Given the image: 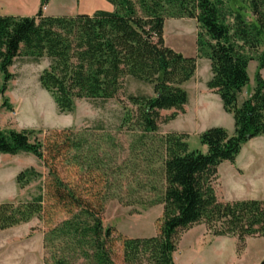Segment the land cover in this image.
Segmentation results:
<instances>
[{"label": "trees", "instance_id": "trees-1", "mask_svg": "<svg viewBox=\"0 0 264 264\" xmlns=\"http://www.w3.org/2000/svg\"><path fill=\"white\" fill-rule=\"evenodd\" d=\"M106 1L113 10L46 15L41 7L31 16L0 14L2 93L18 58L49 60L39 82L61 112L72 111L80 99H115L125 91L127 79L153 91L128 94L130 106L123 102L118 131L129 136L127 149L101 126L53 130L45 140L32 129L0 128V153L30 152L48 170L38 197L0 203V231L33 216L48 217L52 210L64 211L67 217L45 233L50 257L44 264H75L79 259L86 264H118L117 259L124 264H176L181 233L198 224L215 236L237 237L239 250L248 237L264 238V199L221 201L215 189L219 165L234 162L244 143L264 135L260 72L251 94L239 102L250 82L249 62L256 59L264 68V0H242L252 19L226 0ZM182 18L198 24L195 56L165 43L166 20ZM201 57L210 61L207 86L235 125L233 133L218 126L202 132L205 152L191 150L185 132H160L161 124L175 117H164L162 111L183 110L188 103L183 84L195 75ZM40 175L31 168L17 180L25 185ZM109 196L125 205L162 204L157 234L127 237L105 227L102 214Z\"/></svg>", "mask_w": 264, "mask_h": 264}, {"label": "rangeland", "instance_id": "rangeland-1", "mask_svg": "<svg viewBox=\"0 0 264 264\" xmlns=\"http://www.w3.org/2000/svg\"><path fill=\"white\" fill-rule=\"evenodd\" d=\"M104 1L50 0L48 13L65 15L88 12L94 6H101ZM32 2L33 0H0V14L30 16L36 12ZM226 2L231 9L240 10L246 17L252 19L248 5L242 0H226ZM41 7L44 13L47 12L46 5H41L39 8ZM164 31L165 43L168 46L186 56L197 54L196 20L167 19ZM48 65L47 58L40 62L18 58L10 67L14 77L8 82L4 93L1 92L3 75L0 72V128L32 129L35 130V136L45 140L53 130L95 129L101 126L127 149L130 138L126 133L118 131L123 114V102L130 106L128 94L150 95L153 94L152 87L127 79L125 91L117 98L106 102L80 99L76 101L72 111L61 112L53 95L43 89L39 82V75ZM248 72L251 81L243 88L239 102L251 94L256 84L257 73L260 72L264 77V68H260L256 59L249 62ZM211 77L210 61L204 57L199 58L195 75L183 84L189 95L188 103L183 110L162 111L164 117L173 114L175 117L168 123L161 124V134L185 132L188 134L190 149H200L205 152L206 147L200 142L202 132L216 126L223 127L230 133L234 132L233 115L224 110L220 97L207 86ZM127 154V150L121 153L119 161ZM31 168L41 175L25 185L20 184L17 180L19 174ZM47 176L48 170L43 161L30 152L16 155L0 153V203L24 202L38 197ZM215 189L221 201L264 199V135L244 143L234 162L224 161L219 165ZM162 213V204L151 207L140 204L125 205L117 197L109 196L105 202L102 220L105 227H113L124 236L152 237L158 232ZM66 217L64 211L52 210L48 217L33 216L27 222L1 230L0 264H44V259L50 257L44 248L45 233L50 225ZM48 220L50 224L47 223ZM179 243L174 257L179 264H187L193 250L198 254L204 252L205 264H263L264 262L263 237H248L245 247L239 250L240 243L237 237L215 236L205 224L195 225L182 232ZM116 262L124 264L121 259H117ZM75 264H86V262L79 259Z\"/></svg>", "mask_w": 264, "mask_h": 264}, {"label": "crops", "instance_id": "crops-1", "mask_svg": "<svg viewBox=\"0 0 264 264\" xmlns=\"http://www.w3.org/2000/svg\"><path fill=\"white\" fill-rule=\"evenodd\" d=\"M49 1L50 0H47V3L45 4L47 7V12H45L44 14H46V15H52V14H50V13H48V4H49ZM33 7L35 8V13L33 14H30V16L31 15H35L37 12H38V10H39V7L42 5V3H41V0H33ZM100 7V8H99ZM100 9H105V10H113V5L111 4V3H109L108 1H104L103 2V4L101 5V6H94L93 8H92V10L91 11H88V12H81V13H73V14H65V15H75V14H92V13H94L96 10H100ZM250 81H251V79H250ZM250 94V93H249ZM248 94V95H249ZM247 98V97H246ZM245 98V99H246ZM239 99H240V97H239ZM245 99H243V100H245ZM221 100V99H220ZM206 147V146H205ZM206 149H207V147H206ZM3 231V230H2ZM2 231H0V232H2ZM182 241V240H181ZM195 241V240H194ZM181 243V242H180ZM180 243H179V245H180ZM178 251V250H177ZM176 253V252H175ZM175 253H174V257H175ZM190 258L187 260V264H198V263H201V264H205V262H206V256L204 255V252L203 253H200V254H198V252L197 251H194L193 250V253H191L190 254V256H189ZM220 258V257H219ZM175 259V258H174ZM177 264H179L178 263V261L176 260L175 261Z\"/></svg>", "mask_w": 264, "mask_h": 264}, {"label": "water", "instance_id": "water-1", "mask_svg": "<svg viewBox=\"0 0 264 264\" xmlns=\"http://www.w3.org/2000/svg\"><path fill=\"white\" fill-rule=\"evenodd\" d=\"M263 264H264V262H263Z\"/></svg>", "mask_w": 264, "mask_h": 264}]
</instances>
